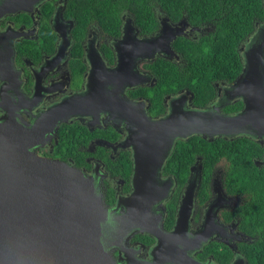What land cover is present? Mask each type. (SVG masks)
Returning <instances> with one entry per match:
<instances>
[{
	"label": "flooded vegetation",
	"instance_id": "flooded-vegetation-1",
	"mask_svg": "<svg viewBox=\"0 0 264 264\" xmlns=\"http://www.w3.org/2000/svg\"><path fill=\"white\" fill-rule=\"evenodd\" d=\"M187 3L0 0V118L14 114L31 125L61 103L70 109L102 103L94 115L64 112V120L43 122L45 133L31 150L93 179L114 264H264V137L176 134L157 169L150 162L145 171L156 172L163 187L148 196L159 199L148 205L147 194H139L134 200V152L125 145L134 131L126 113L142 126L143 118L165 120L175 106L204 111L222 103L219 113L229 116L243 108L240 97L227 98L235 79L214 81V95L199 105L194 90L174 84L168 90L157 75L156 63L182 70L180 45L213 42L215 17L188 10ZM261 28L264 17L240 43L242 60ZM125 63L128 73H120ZM105 99L124 110L103 108ZM236 103L242 106L228 110ZM242 153L248 167L244 160L234 165Z\"/></svg>",
	"mask_w": 264,
	"mask_h": 264
},
{
	"label": "water",
	"instance_id": "water-1",
	"mask_svg": "<svg viewBox=\"0 0 264 264\" xmlns=\"http://www.w3.org/2000/svg\"><path fill=\"white\" fill-rule=\"evenodd\" d=\"M5 9L8 8L1 10ZM261 31L243 51V67L227 91L228 100L242 99L241 111L232 116L220 114L217 106L222 103L204 111L174 105L175 111L165 120L152 123L143 118L142 126L137 118L129 119L126 113L134 131L133 137L125 141V145L131 143L134 152L137 195L134 200L140 201V195L147 194L145 201L151 205L159 199L148 194L159 193L163 186L155 183L156 172L145 171L150 162L157 169L176 134L247 133L264 137V34ZM119 72L128 73V64H123ZM87 104L90 108L70 109L61 103L31 125L18 121L14 114L0 118V264H114L103 242L105 215L93 179L67 162L41 157L31 150L45 133L43 122L64 120V112L94 115L102 107L98 101L92 104L88 100ZM103 108L110 112L112 108L124 110L107 99ZM153 233L160 238V233Z\"/></svg>",
	"mask_w": 264,
	"mask_h": 264
},
{
	"label": "trees",
	"instance_id": "trees-1",
	"mask_svg": "<svg viewBox=\"0 0 264 264\" xmlns=\"http://www.w3.org/2000/svg\"><path fill=\"white\" fill-rule=\"evenodd\" d=\"M185 7L208 17H215L216 30L209 45L178 47L186 59L182 70L167 62L156 63L157 75L167 82V89L186 86L197 94V104L202 105L214 95L213 82L220 79L232 82L240 73L243 60L239 51L240 43L254 30L255 21L263 19V0H186ZM174 84V86H172ZM241 103L231 105L228 110H237ZM176 152V149H175ZM170 160H174V154ZM206 157L210 153L205 154ZM249 156V155H247ZM244 153L238 154L234 165L242 160L246 167L251 164ZM248 163V165H247ZM252 173V172H250ZM253 175H249L252 180ZM250 183V182H249Z\"/></svg>",
	"mask_w": 264,
	"mask_h": 264
}]
</instances>
